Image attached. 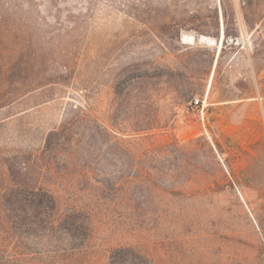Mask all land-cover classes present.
<instances>
[{"label":"rangeland","instance_id":"1","mask_svg":"<svg viewBox=\"0 0 264 264\" xmlns=\"http://www.w3.org/2000/svg\"><path fill=\"white\" fill-rule=\"evenodd\" d=\"M255 43L238 0H0V264H111L121 246L141 256L115 264H264ZM121 175L123 218L99 185ZM11 189L83 192L88 242L49 227L13 238Z\"/></svg>","mask_w":264,"mask_h":264},{"label":"trees","instance_id":"2","mask_svg":"<svg viewBox=\"0 0 264 264\" xmlns=\"http://www.w3.org/2000/svg\"><path fill=\"white\" fill-rule=\"evenodd\" d=\"M240 2L241 16L249 30L254 35H259V43H255V52L261 54V50H264V45L261 44V40L264 38V0H238ZM224 6V4H223ZM225 20L228 18L223 13ZM254 23V26H253ZM259 24V26H257ZM196 91L193 89L187 92H181L182 98H187ZM217 90L215 86L211 87V93H215ZM224 96L225 91L219 92ZM142 131V130H139ZM56 146L52 144L49 139L45 145V151H56ZM129 176L121 175L114 180H103L99 182L100 189L106 192L109 204L105 206L106 213L123 218L120 208H123V204L126 203L127 198L125 188L130 184L128 180ZM13 188H21L25 190V187L20 185H14ZM30 190V189H28ZM78 196H73L61 203L56 196L49 191L38 190V194L32 195L30 200L26 198L14 195V189H11L2 198L3 217L5 225L8 227L13 238H20L21 240H31L38 236L39 231L50 228L51 230L60 231L65 234V237L72 242L81 241V246H85V242H88L90 234L91 222L97 217L96 206L93 208L84 209V206L78 204L82 193L76 191ZM80 193V194H79ZM105 205L108 203L105 198ZM28 205V208L27 206ZM79 205V206H78ZM125 210V209H124ZM139 208L134 206H127L126 212L133 218L143 216L139 213ZM137 225H143L145 222L137 220ZM56 227V228H55ZM20 243V240L18 239ZM17 242V243H18ZM140 257L141 255L137 250L131 246H121L109 251V261L111 264H115L120 260H125L128 257Z\"/></svg>","mask_w":264,"mask_h":264},{"label":"built area","instance_id":"3","mask_svg":"<svg viewBox=\"0 0 264 264\" xmlns=\"http://www.w3.org/2000/svg\"><path fill=\"white\" fill-rule=\"evenodd\" d=\"M194 103H195V105H198V104H199V102H198V101H195Z\"/></svg>","mask_w":264,"mask_h":264}]
</instances>
